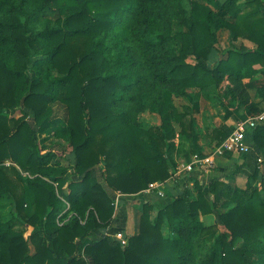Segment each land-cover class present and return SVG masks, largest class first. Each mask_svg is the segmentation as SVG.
Wrapping results in <instances>:
<instances>
[{"label":"trees","instance_id":"1","mask_svg":"<svg viewBox=\"0 0 264 264\" xmlns=\"http://www.w3.org/2000/svg\"><path fill=\"white\" fill-rule=\"evenodd\" d=\"M184 1L0 0V200L14 204L9 221L0 214V264H264L258 169L246 188L196 181V196L184 189L163 208L145 194L170 179L178 137L200 154L192 109H178L175 96L215 87L225 119L243 107L242 120L264 111L248 93L254 65H264V0H190V13ZM222 30L257 49L229 50L210 66ZM145 89L161 118L149 129L131 121L125 103L116 107L140 104L134 92ZM57 102L67 107L68 129L45 150L37 134L53 125ZM231 132L211 137L219 146ZM249 134L263 150L264 125ZM116 193L122 207L142 199L139 231L125 247L106 233ZM97 231L105 237L94 240ZM213 234L211 252L197 258L195 241Z\"/></svg>","mask_w":264,"mask_h":264},{"label":"rangeland","instance_id":"2","mask_svg":"<svg viewBox=\"0 0 264 264\" xmlns=\"http://www.w3.org/2000/svg\"><path fill=\"white\" fill-rule=\"evenodd\" d=\"M184 8L188 13L191 11V4L190 0H185ZM58 18L57 14H54L51 16V19L55 20ZM110 44H113V41H110ZM217 55L214 57V60L212 59L213 63L210 61L209 65L214 66V62H217L216 60ZM216 60V61H215ZM138 95L140 99V104H137V101H130L127 100L123 103H118L117 108L123 107V105L126 104V110L128 111V114L130 116L131 121L134 124L139 125L140 127L144 129H149L152 127H158L161 125V118L160 115L157 112H153L150 110V104H151V98H155L152 91L149 89H145L140 92V94H137L134 92V96ZM175 104L178 109L181 111L184 110V107H189L192 109V115L195 118V129L198 134V140L197 145L200 148V154L199 153H192V148L194 145L193 140H187V139H179V137L176 139V148L173 153L174 157V163L170 164V172L171 177L165 182H173L179 180V178L182 177V175H186L185 172H182V167L184 165H187L191 162V160L194 159V157H200V158H206L213 154L215 148L217 147V142L214 141V139L211 137V132L214 129H219L222 131H225L228 129L229 132H231V128L229 127L230 123L228 122L229 119H225V107L223 103V99L220 97L217 89L215 87L208 88L203 91L198 90H191L188 93H184L179 96L174 97ZM125 103V104H124ZM54 109V117H53V125L46 133H38L37 137L40 143V146L43 147L45 150L49 149L53 144V138L52 135L56 131L60 130H67V121H68V111L67 107L65 105H62L60 103H55L52 105ZM120 110V109H119ZM30 112L29 122L31 125H34L33 123V113ZM20 118L22 116V112L18 110L15 112V115L13 117ZM177 131H179L178 126H176ZM55 141V140H54ZM55 156L61 155V150L59 148H55ZM190 158V161L188 158ZM93 175L98 177L101 176V166L94 169ZM191 176V175H189ZM193 177V176H191ZM180 181V180H179ZM201 180H199L200 182ZM165 182H159V183H165ZM201 183V182H200ZM170 187H164L165 191V199L169 198L171 196V193L169 192ZM186 189V188H185ZM194 194L193 196H196V189L195 185L192 188H189ZM123 200H120L119 208L120 210L123 206ZM128 203H133L131 201L125 203L128 205ZM14 208L13 201L9 198H3L0 200V214L2 216L3 221H9L11 218L10 212ZM117 212V211H116ZM154 214V213H153ZM206 224H212L215 222V217L210 215L203 218ZM216 239V235H211L205 239L195 241V253L197 255V258H203L207 256L212 250V247L214 245Z\"/></svg>","mask_w":264,"mask_h":264},{"label":"crops","instance_id":"3","mask_svg":"<svg viewBox=\"0 0 264 264\" xmlns=\"http://www.w3.org/2000/svg\"><path fill=\"white\" fill-rule=\"evenodd\" d=\"M257 46L256 43L244 38L235 39L233 33L229 30H222L218 33V42L214 46L209 62L211 61L213 63L212 59L214 60L216 55V60L219 61L220 57L229 50L233 49L251 52L256 50ZM217 62L214 63L216 64ZM254 68L257 70L254 80L256 84L254 87L248 89L251 99L250 101L254 105H261L264 107V98L261 94L262 90L260 87L264 85V65L257 63L254 65ZM249 82V79H245L244 81V83ZM245 109L246 108L244 107L241 108L239 112H236L229 118L228 122L230 123L229 127L231 128V131L234 130L236 123L242 120L241 117L245 114ZM247 139L248 144L252 148L250 153H228L227 155L217 157L213 168H207L205 166L199 167L192 173L182 175V177L179 178L180 181L177 180L175 183L174 181L170 183L165 182L163 186L171 188H169V192L171 193L169 198L163 199L157 196H150L147 197V200L154 203L157 209L163 208L178 192L183 191L185 188L188 189V187H194L196 181L201 180V184L208 185L215 178L222 179L233 186L246 188L249 182V176H251L256 169L259 171V176L257 180L252 182V185L257 187L261 186V180L264 177V149L260 150L254 145L255 139L253 138V135L248 134ZM259 159H261L262 162H259ZM129 201L133 203H128V205H124L120 210H117L115 214V222L113 223L112 228L110 227L106 232L107 234L114 236L115 233L122 231L126 236L131 237L138 233L142 214V199L140 196H136L132 197ZM155 214L156 212H154L153 216H155ZM106 233L103 231H97L95 232L93 239H101L105 237Z\"/></svg>","mask_w":264,"mask_h":264},{"label":"built area","instance_id":"4","mask_svg":"<svg viewBox=\"0 0 264 264\" xmlns=\"http://www.w3.org/2000/svg\"><path fill=\"white\" fill-rule=\"evenodd\" d=\"M261 125H264V111L256 116L238 121L231 134L225 139V141L215 148L212 155L206 158L194 157L190 163L182 167V172H185L186 174L192 173L197 168L204 166L207 168H213L216 158L227 155L228 153H250L252 148L247 142L248 134ZM259 162H262V160L259 159ZM145 194H155L161 198H165L166 196L163 183L159 182L150 184L149 188L145 191ZM124 197L125 196L121 193L115 194L114 205L116 206V211L119 208L120 200ZM113 237L118 240L123 247L127 246L128 236L122 231L115 233Z\"/></svg>","mask_w":264,"mask_h":264}]
</instances>
